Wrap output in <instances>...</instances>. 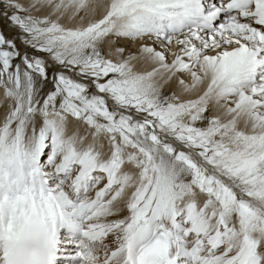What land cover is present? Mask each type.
<instances>
[{"label":"snow or ice","instance_id":"snow-or-ice-1","mask_svg":"<svg viewBox=\"0 0 264 264\" xmlns=\"http://www.w3.org/2000/svg\"><path fill=\"white\" fill-rule=\"evenodd\" d=\"M0 22V264H264V0Z\"/></svg>","mask_w":264,"mask_h":264},{"label":"rangeland","instance_id":"rangeland-1","mask_svg":"<svg viewBox=\"0 0 264 264\" xmlns=\"http://www.w3.org/2000/svg\"><path fill=\"white\" fill-rule=\"evenodd\" d=\"M0 23H2V22H0Z\"/></svg>","mask_w":264,"mask_h":264},{"label":"bare ground","instance_id":"bare-ground-1","mask_svg":"<svg viewBox=\"0 0 264 264\" xmlns=\"http://www.w3.org/2000/svg\"><path fill=\"white\" fill-rule=\"evenodd\" d=\"M14 34V33H13Z\"/></svg>","mask_w":264,"mask_h":264}]
</instances>
